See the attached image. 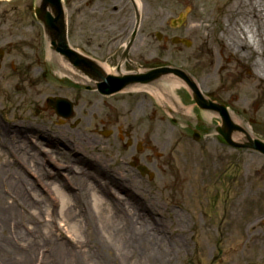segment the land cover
<instances>
[{
    "label": "rangeland",
    "instance_id": "1",
    "mask_svg": "<svg viewBox=\"0 0 264 264\" xmlns=\"http://www.w3.org/2000/svg\"><path fill=\"white\" fill-rule=\"evenodd\" d=\"M62 1L70 47L82 53V57L91 56L106 65L111 72L109 76L119 77L116 72L119 59L113 64L104 56L121 29L134 27V9L129 0ZM138 1L141 3L139 37L146 41L144 50L148 46L159 48L160 66L188 74L203 96L225 106L230 116L232 114L239 119L241 125L235 123L231 116L234 125L249 129L253 139L264 143V116L258 113L260 100L264 99V83L255 90L248 106L237 107L234 97L242 77L247 78L254 72L255 55H249L248 59L240 62L231 59L229 53L220 52L217 46H213V50L207 49L204 38L200 39L188 30L197 22L189 21L194 0ZM206 1L218 2L212 13L210 31V35L217 37L223 30L225 9L233 0ZM42 4L43 0H0V51L4 53L0 57V126L7 130L6 136L0 132V142L3 138L5 140L1 142L0 163L4 160L1 153L13 150L14 144L22 146L24 138L30 139L27 130L33 128L41 130L49 138L66 137L69 150L75 148V153L65 152L70 159L79 154L81 159L83 157L86 161L87 156L100 165L107 178H97L99 182L110 187L113 194L125 203L127 213L138 216V222L143 218L153 244L149 260L146 248L150 245H144L138 251L143 255L137 259L118 258L112 264H161L153 258L159 255L163 259H171L172 264H264V255H259L256 249L246 252V260L238 258L245 238L253 233L249 224L257 215L264 216V155L228 146L216 131L222 128L219 114L200 110L192 96L189 97L188 89L175 91L174 103L171 100L163 103L165 94L161 96L163 99L148 93L123 92L106 97L99 94L95 83L85 85L82 79H76L81 84L63 78L56 62L60 56L51 48L44 25L34 14ZM98 48L96 56L89 55ZM216 63L220 64L213 74L217 85L212 87L209 71ZM121 70L126 72L123 76L131 75L129 66H123ZM171 78L165 77L154 86L166 85L169 88L167 82ZM49 98L70 101L74 118L62 123L50 109L48 112L51 113H47ZM255 100L258 101L254 103ZM206 115H211L212 119H207ZM214 115L219 118H214ZM173 121L176 124H172ZM102 128L112 136L105 138L101 135ZM195 130L200 133L198 142L192 138ZM238 134L242 133H233ZM42 139L48 140V137ZM31 140L39 146L35 151L41 150L48 163L51 147L40 144L34 137ZM128 142L135 150L132 146L125 150ZM233 142L246 144L247 140ZM140 144L139 155L137 146ZM25 146L21 154L22 151L35 153L31 146ZM151 147L155 152L158 150L157 155L150 150ZM135 155L137 161L140 160V164L153 174L152 180L140 176L128 166ZM36 158L40 160L42 157ZM63 162L56 164L60 166ZM193 164L197 165L196 176L191 180ZM69 166L74 171L79 169L77 173L82 172L81 169L88 170L86 166H76L73 162ZM27 167L25 165L27 178L35 181L33 187L39 191L40 186L37 185L41 180ZM110 176L125 184V192H119L108 181ZM76 181L75 184L81 187L82 182ZM191 181L196 185L190 188ZM7 196L10 197V192ZM13 201L21 203L20 200ZM41 214L38 224H27L26 235L35 242L31 264L37 252L41 254L43 248H49L37 244L43 239L49 241V230L56 233L53 231L51 240L62 243L61 234L72 248L76 247V251H84L94 242L96 247L95 237L90 231L83 230L82 238L75 239L68 234L69 229L62 220L54 221L49 217L46 208ZM39 229L42 232H38ZM256 232L264 234V228L258 227ZM11 233H16L15 227L11 228ZM12 260L17 264L20 257L15 255Z\"/></svg>",
    "mask_w": 264,
    "mask_h": 264
},
{
    "label": "bare ground",
    "instance_id": "2",
    "mask_svg": "<svg viewBox=\"0 0 264 264\" xmlns=\"http://www.w3.org/2000/svg\"><path fill=\"white\" fill-rule=\"evenodd\" d=\"M133 1L140 9L141 3L136 0ZM192 3L193 15L189 17V21L197 22L190 25L188 30L192 35L197 34L200 39L204 38L203 43L207 49L213 50V46H217L220 52H227L230 54L231 59L240 62L248 59L247 57L249 55H255L257 62L253 64L254 72L252 74L250 73L247 78L242 77L239 85H237V91L234 94L236 98L235 105L237 107L248 106L254 98L255 90L259 89L260 85L264 83V0H233L225 9L223 30L217 37L210 35V31L213 22L212 13L213 11L215 12L214 7H218V2L194 0ZM61 4H63V1H61ZM46 10L51 14L52 20L58 18L50 6H47ZM59 18L63 19L64 23L67 21L64 12ZM51 37L52 35L50 34V40ZM158 50L159 48H155L147 51L144 54L143 61L140 63V65L144 66L136 69H142V72L147 73V75L151 73L148 72L149 70H174L167 66H160V53ZM148 58L149 60H147ZM56 62L60 67V74L63 78L71 79L76 83L82 84L83 82L85 85L95 83L97 91L101 88L99 84L102 82L100 80L101 77L111 74L110 69L106 65L98 63L96 60L88 64L83 71L71 64L67 57L60 56ZM211 62H214V60H211ZM217 65L219 66L220 64L216 63L209 71L212 75L210 76L212 87H216L217 85L216 78L213 76L217 71ZM120 74L123 75L122 73ZM170 76L172 78L167 82L169 88H166V85H160L161 88L154 86L155 82L165 77L169 78ZM77 78L83 81L78 82L76 81ZM120 78H125V76H121ZM174 79L176 80L173 81ZM180 88L188 89L192 97L197 94L195 88L199 91L197 84L188 74L180 73L177 75L169 73L161 74L151 83L133 82L124 88L121 93H148L157 96L158 99H163L161 96L165 94L166 99L163 100V103L168 100L174 103L175 91L179 92ZM198 94L200 96L196 98L197 107L203 110H211L218 106L217 103L203 96L201 92ZM257 101L255 100L254 103ZM260 103L261 108H259L258 113L264 116V99L261 98ZM224 108L227 110L225 106ZM214 111L216 112L217 110ZM231 116L235 123L241 125L239 119L235 118L232 114ZM206 117L209 120L212 119L211 115H206ZM214 118L219 117L214 115ZM14 131L18 132L17 130ZM101 131H104L105 138L112 136V133L107 132L105 129ZM0 132H3V136L7 135V130L1 126ZM240 132L243 135H233L232 139L235 141H243L248 136L252 137V132L249 129L244 128ZM26 133L30 134V139H26L21 135L20 137L24 138L22 146H15L14 144L15 148L13 150H6V153H1V158L4 160L0 163V264H14L15 262L14 260L11 261V258H15V255L20 257V261L17 264H31L33 258L31 253L32 245L35 242L30 241L31 238L26 235L28 233L27 224H38V216H40V213L43 214L44 208H46V212L52 220L60 219L63 221L69 229L68 234L73 238L80 240L82 233L85 234L83 230H87L90 231L91 236L94 235L98 246L96 245L95 247L94 242L90 247L85 246L86 250L76 251V247L73 246L72 248L61 234L60 241L62 243L55 242V239V241L51 240L54 230H49L51 234L48 236L49 241L43 239V241L37 243L39 245H47L49 248H43L41 254L37 252L33 264H37V262L39 264V261H41V264H112L118 258L127 257L137 259L138 256L143 255L139 254L138 251L144 245H150L149 248H146V252H148L146 257L149 260V256L152 254L153 244L145 228L147 225L143 223V218L138 222V216L127 213L125 203L113 194L110 187L99 182L97 178H107V174L105 175V171H102L100 165L95 164L94 160L89 159L87 156L85 157L86 161L83 157L81 159L79 154L74 155L72 159L67 157L65 152L75 153V148L72 147L73 149L71 148L70 151L68 139L62 135L53 139L51 137L49 138V135H43L41 130L33 128L27 130ZM20 134H22L21 131ZM32 137L35 140H39L38 142H41L40 144L44 143L51 147V156L49 155L50 160L48 163L41 150L38 149L35 151L39 146L33 143L31 140ZM45 137H48V140L42 139ZM121 139L123 140L122 137ZM1 142H5L4 138ZM1 142L0 147L2 146ZM181 143H178V145L181 146ZM25 145L31 146L35 153L28 154V152L22 151L21 154V149ZM128 149L130 148H125V150ZM151 150L155 152V149L151 148ZM155 153L157 155L158 150ZM19 155L21 156L19 157ZM37 156L42 158L39 160L36 158ZM63 160L62 165L59 166L56 164V162ZM65 162L69 164L73 162L76 166H86L85 168L88 170L81 169L83 173H77L79 169H76V171L71 170L69 164ZM134 162L138 164L140 160L136 162L134 159ZM51 163L54 164V167L51 166ZM25 165L28 166V169L33 170L41 180L37 185L40 186L39 191L33 187L35 181L32 182V180L27 178ZM191 167H193V170L189 177L191 180H194L197 165L193 164ZM76 180L82 182L81 187L75 184L77 183ZM108 181H111L110 183L119 192H125V184H121V181L113 179L112 176H110V180ZM195 185L196 182L191 181L190 188ZM9 192L10 197L7 196ZM42 198L44 199L41 200ZM13 199L20 200V205L19 202H15ZM42 204L44 207H42ZM21 210L23 211L22 215ZM261 223H264V216L257 215L252 224H249V228L253 233L249 237H246L243 245H241V251L238 254L239 259L246 260V252L252 249H256L259 255H264V234L259 235L256 232L258 227L264 228ZM13 227L16 230L15 234L11 233V228ZM7 229L10 230V232L8 231V235ZM38 232L42 231L39 229ZM39 234L42 237V234ZM26 245L30 249L29 252ZM153 258L157 259L161 264H172L171 259H163L162 255Z\"/></svg>",
    "mask_w": 264,
    "mask_h": 264
},
{
    "label": "water",
    "instance_id": "3",
    "mask_svg": "<svg viewBox=\"0 0 264 264\" xmlns=\"http://www.w3.org/2000/svg\"><path fill=\"white\" fill-rule=\"evenodd\" d=\"M50 6L56 16L58 18L56 20H52L53 18L50 16L51 14L47 12L46 7ZM37 17L44 23L45 27L51 32L52 34V42L51 45L55 48L56 52L59 53L61 56L67 57L73 65L79 67L81 69H85L88 64L91 62L85 61L79 55H77L74 51H72L67 45V37H66V26L63 22V19L59 17L63 14V7L61 4V0H43V4L41 8L35 10ZM183 74L182 71L179 70H170L165 69L163 71H154L149 73L150 75H140L135 77H125V78H113L107 77L104 79V83L101 85V93L104 95H111L121 91L126 86L130 85L133 82H141V83H149L155 79H157L161 74ZM102 78V77H101ZM193 84V83H191ZM196 95L195 97H199V92L195 88ZM55 103V102H54ZM53 103V104H54ZM55 105V104H54ZM211 110H217L220 112L221 117L223 119L224 127L223 129H218V132L229 142L231 143V134L232 132L237 129L230 121V118L225 110L224 107H214ZM233 144V143H231ZM234 145V144H233ZM237 147H244V148H251L257 150L264 154V144L259 141H251L250 143L244 146Z\"/></svg>",
    "mask_w": 264,
    "mask_h": 264
},
{
    "label": "flooded vegetation",
    "instance_id": "4",
    "mask_svg": "<svg viewBox=\"0 0 264 264\" xmlns=\"http://www.w3.org/2000/svg\"><path fill=\"white\" fill-rule=\"evenodd\" d=\"M133 30H129L128 26L121 29L116 35L115 40L109 44L106 56H104L105 59H109L111 63H116L119 59V62L123 57H127L128 61L124 64L125 66H130V70H133L135 72V69L138 67H142L144 65H140V63L143 61L144 54L147 51L153 50L151 46L146 50H144V46L146 45V41L143 38H140L141 36V30L139 29L136 33L135 39L133 41V44L128 48H126V44L128 42V38L132 35ZM123 48V49H121ZM99 48L92 54V52L89 55H97V51ZM85 52V51H83ZM155 53V51H154ZM82 54V53H81ZM151 55V53H150ZM89 58H92L91 56H86ZM132 58V59H131ZM134 59L136 62H134ZM140 65V66H139ZM134 149V147H132ZM135 150V149H134Z\"/></svg>",
    "mask_w": 264,
    "mask_h": 264
}]
</instances>
